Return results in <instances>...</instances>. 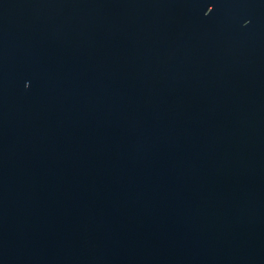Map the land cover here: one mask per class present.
Wrapping results in <instances>:
<instances>
[{"label": "water", "instance_id": "water-1", "mask_svg": "<svg viewBox=\"0 0 264 264\" xmlns=\"http://www.w3.org/2000/svg\"><path fill=\"white\" fill-rule=\"evenodd\" d=\"M0 264H264V0H0Z\"/></svg>", "mask_w": 264, "mask_h": 264}]
</instances>
